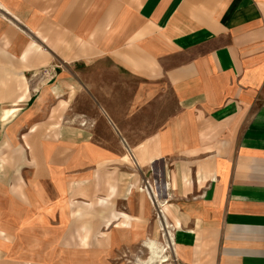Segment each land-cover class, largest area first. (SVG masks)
Listing matches in <instances>:
<instances>
[{"label": "crops", "instance_id": "obj_1", "mask_svg": "<svg viewBox=\"0 0 264 264\" xmlns=\"http://www.w3.org/2000/svg\"><path fill=\"white\" fill-rule=\"evenodd\" d=\"M140 182L179 264H264V0H0V264L131 245Z\"/></svg>", "mask_w": 264, "mask_h": 264}, {"label": "rangeland", "instance_id": "obj_2", "mask_svg": "<svg viewBox=\"0 0 264 264\" xmlns=\"http://www.w3.org/2000/svg\"><path fill=\"white\" fill-rule=\"evenodd\" d=\"M143 185L144 183L140 182L138 191L144 193L143 195H145L147 188ZM151 195L153 196L152 193ZM144 198L146 200V204L143 205L141 203L140 205V216L142 214L143 217L139 218V221L142 224L138 225L137 228L138 239L135 240L133 238L131 245L128 244L122 246L121 248H113L112 250L106 249V251H104L106 254L104 252H101V254L98 253L99 250H97V248L104 247L100 245L101 242H97V244L94 243L91 245V252L94 254L90 255L89 257H86L85 259L87 260L85 261V263L89 262L90 264H146L149 263V260L152 257L150 245H155V247L157 248V252L159 251L160 247L164 246L165 248V253L163 254V256H167L168 261L163 264H179L172 255V248L170 249L166 245V239L165 237H163V232L160 230L157 219V211L160 212L159 208L153 207L148 202L146 195L144 196ZM121 225L122 227H126L127 224L123 223ZM80 244L85 245L82 240L80 241ZM155 260H153L151 264H157V260ZM82 261L83 257L77 256L72 262L83 263Z\"/></svg>", "mask_w": 264, "mask_h": 264}, {"label": "bare ground", "instance_id": "obj_3", "mask_svg": "<svg viewBox=\"0 0 264 264\" xmlns=\"http://www.w3.org/2000/svg\"><path fill=\"white\" fill-rule=\"evenodd\" d=\"M148 191L149 190H147L146 189V194H147V197L150 199L149 201L151 202V204L152 205H154V207H159L160 208V212L159 211H157V214H158V216H157V219H159L158 220V223H159V226H160V230L163 232V237H165V239H166V245L168 246V248H170L171 249V244L173 243V242H171V240H170V238H169V234H168V231L167 230H169V229H167L168 228V226L169 225H167L166 223L164 224V223H162V221H160V218L162 217V215H163V207H161L160 205V203L158 202V200L156 199V201L154 200V198H153V196L151 195V193H148ZM156 203V204H155ZM159 205V206H158ZM160 213H161V217H160ZM164 228L165 229H167V230H164ZM167 231V232H166ZM170 231V230H169ZM170 234H171V232H170ZM171 237V236H170ZM150 249H151V253H152V257L150 258V260H149V263H146V264H151V262L153 261V260H157V264H163V263H166L167 261H168V257L167 256H163V254L165 253V248H164V246H162V247H160V249H159V251L157 252V248L155 247V245H150ZM167 251V250H166ZM172 251V250H171ZM161 254V255H160ZM155 260V261H156Z\"/></svg>", "mask_w": 264, "mask_h": 264}, {"label": "built area", "instance_id": "obj_4", "mask_svg": "<svg viewBox=\"0 0 264 264\" xmlns=\"http://www.w3.org/2000/svg\"><path fill=\"white\" fill-rule=\"evenodd\" d=\"M145 186H147V187H148L147 183H145ZM148 189L150 190V187H149Z\"/></svg>", "mask_w": 264, "mask_h": 264}]
</instances>
